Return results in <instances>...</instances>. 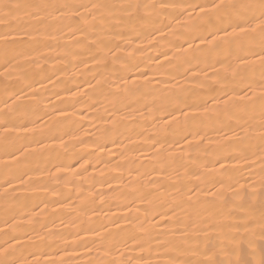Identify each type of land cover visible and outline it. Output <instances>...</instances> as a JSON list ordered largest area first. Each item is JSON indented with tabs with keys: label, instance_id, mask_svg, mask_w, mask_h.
<instances>
[{
	"label": "snow or ice",
	"instance_id": "obj_1",
	"mask_svg": "<svg viewBox=\"0 0 264 264\" xmlns=\"http://www.w3.org/2000/svg\"><path fill=\"white\" fill-rule=\"evenodd\" d=\"M0 264H264V0H0Z\"/></svg>",
	"mask_w": 264,
	"mask_h": 264
},
{
	"label": "bare ground",
	"instance_id": "obj_2",
	"mask_svg": "<svg viewBox=\"0 0 264 264\" xmlns=\"http://www.w3.org/2000/svg\"><path fill=\"white\" fill-rule=\"evenodd\" d=\"M21 2H25V0H21ZM85 127H88L87 122L84 124ZM214 135V134H213Z\"/></svg>",
	"mask_w": 264,
	"mask_h": 264
}]
</instances>
